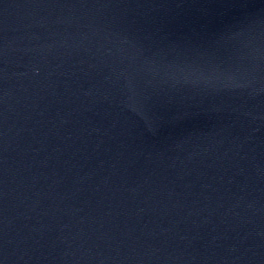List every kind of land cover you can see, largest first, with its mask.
Segmentation results:
<instances>
[{
	"label": "water",
	"instance_id": "95a60500",
	"mask_svg": "<svg viewBox=\"0 0 264 264\" xmlns=\"http://www.w3.org/2000/svg\"><path fill=\"white\" fill-rule=\"evenodd\" d=\"M0 264H264V0H0Z\"/></svg>",
	"mask_w": 264,
	"mask_h": 264
}]
</instances>
